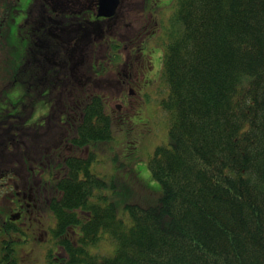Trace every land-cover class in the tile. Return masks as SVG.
Returning a JSON list of instances; mask_svg holds the SVG:
<instances>
[{"label":"trees","instance_id":"16d2710c","mask_svg":"<svg viewBox=\"0 0 264 264\" xmlns=\"http://www.w3.org/2000/svg\"><path fill=\"white\" fill-rule=\"evenodd\" d=\"M167 23L168 142L147 162L161 195L126 205V226L90 169L93 152L70 158L49 206L66 264H264V0H177ZM25 60L19 46L6 58L1 92L21 82ZM110 139L111 116L93 95L73 144ZM105 233L114 254L92 253Z\"/></svg>","mask_w":264,"mask_h":264},{"label":"flooded vegetation","instance_id":"af4514ba","mask_svg":"<svg viewBox=\"0 0 264 264\" xmlns=\"http://www.w3.org/2000/svg\"><path fill=\"white\" fill-rule=\"evenodd\" d=\"M172 2L0 0V63L17 46L26 54L21 82L11 77L0 92V264H66L55 238L46 258L40 247L67 161L92 150L73 144L80 110L98 95L108 110L118 101L121 121V108L158 94L163 9ZM69 229L75 239L77 227Z\"/></svg>","mask_w":264,"mask_h":264},{"label":"rangeland","instance_id":"374dc122","mask_svg":"<svg viewBox=\"0 0 264 264\" xmlns=\"http://www.w3.org/2000/svg\"><path fill=\"white\" fill-rule=\"evenodd\" d=\"M176 1L171 9H163L166 16L163 15L162 19L164 21L162 40L166 35L167 21L173 12ZM158 26L161 33L160 22ZM159 50L163 56L165 46L160 45ZM8 56L5 54L0 63V81L3 83L6 82L9 72H11L10 66L6 64ZM91 88L104 91V84H93ZM107 92L112 99L117 96L115 89ZM167 92L168 90L165 91L163 86L158 90V94L143 99L136 107L128 104L126 108H121L125 114L121 121L119 120L120 109L117 107L119 103L113 100L111 109L108 111L112 117L113 138L107 142H93L91 145L92 149L95 150V160L90 169L106 182L107 187L104 193L108 200L115 204L116 213L118 217L123 219L126 226L131 224V218L125 208L126 205L148 206L155 203L161 195V184L151 175L147 162L156 146L168 142L169 118L160 102L162 98L167 96ZM3 101L4 99H0V104ZM52 218L53 216L50 215L48 242L40 247V253L43 254L44 258H46L49 250H56L53 244L54 236L50 233V228L53 227ZM102 236L96 245L89 247V250L94 254L113 255L116 242L107 233Z\"/></svg>","mask_w":264,"mask_h":264}]
</instances>
